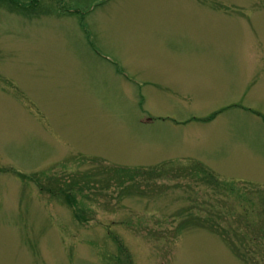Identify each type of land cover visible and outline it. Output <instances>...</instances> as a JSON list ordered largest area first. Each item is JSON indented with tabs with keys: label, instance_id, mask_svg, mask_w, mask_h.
I'll return each instance as SVG.
<instances>
[{
	"label": "rangeland",
	"instance_id": "obj_1",
	"mask_svg": "<svg viewBox=\"0 0 264 264\" xmlns=\"http://www.w3.org/2000/svg\"><path fill=\"white\" fill-rule=\"evenodd\" d=\"M0 264H264V0H0Z\"/></svg>",
	"mask_w": 264,
	"mask_h": 264
}]
</instances>
